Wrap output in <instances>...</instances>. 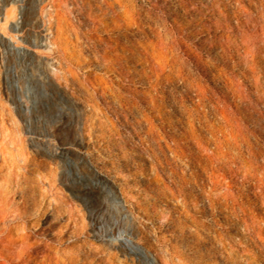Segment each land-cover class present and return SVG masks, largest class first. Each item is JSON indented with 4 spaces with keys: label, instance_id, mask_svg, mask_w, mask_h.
I'll list each match as a JSON object with an SVG mask.
<instances>
[{
    "label": "rangeland",
    "instance_id": "374dc122",
    "mask_svg": "<svg viewBox=\"0 0 264 264\" xmlns=\"http://www.w3.org/2000/svg\"><path fill=\"white\" fill-rule=\"evenodd\" d=\"M264 264V0H0V264Z\"/></svg>",
    "mask_w": 264,
    "mask_h": 264
},
{
    "label": "bare ground",
    "instance_id": "6f19581e",
    "mask_svg": "<svg viewBox=\"0 0 264 264\" xmlns=\"http://www.w3.org/2000/svg\"><path fill=\"white\" fill-rule=\"evenodd\" d=\"M51 264V263H50Z\"/></svg>",
    "mask_w": 264,
    "mask_h": 264
}]
</instances>
